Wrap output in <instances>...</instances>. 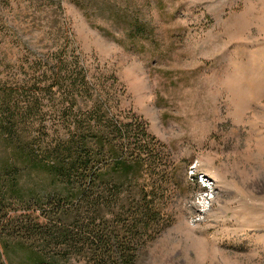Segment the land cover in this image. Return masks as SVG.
I'll return each instance as SVG.
<instances>
[{"label":"rangeland","instance_id":"374dc122","mask_svg":"<svg viewBox=\"0 0 264 264\" xmlns=\"http://www.w3.org/2000/svg\"><path fill=\"white\" fill-rule=\"evenodd\" d=\"M0 6V79L24 77L34 57L77 58L93 99L109 95L118 122L146 127L153 170L142 182H161L167 229L139 264H264V0ZM55 121L26 132L43 139Z\"/></svg>","mask_w":264,"mask_h":264},{"label":"trees","instance_id":"16d2710c","mask_svg":"<svg viewBox=\"0 0 264 264\" xmlns=\"http://www.w3.org/2000/svg\"><path fill=\"white\" fill-rule=\"evenodd\" d=\"M34 58L0 79V264H139L167 229L161 182H142L146 127L118 122L109 95L93 99L80 59ZM44 115L56 123L29 136Z\"/></svg>","mask_w":264,"mask_h":264}]
</instances>
